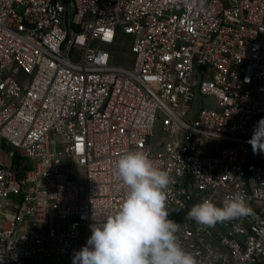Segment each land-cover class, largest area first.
Masks as SVG:
<instances>
[{
	"label": "built area",
	"instance_id": "built-area-1",
	"mask_svg": "<svg viewBox=\"0 0 264 264\" xmlns=\"http://www.w3.org/2000/svg\"><path fill=\"white\" fill-rule=\"evenodd\" d=\"M261 118L264 0H0V264H72L119 209L113 165L135 150L169 173L168 218L199 264H264ZM235 193L250 215L186 219Z\"/></svg>",
	"mask_w": 264,
	"mask_h": 264
},
{
	"label": "clouds",
	"instance_id": "clouds-1",
	"mask_svg": "<svg viewBox=\"0 0 264 264\" xmlns=\"http://www.w3.org/2000/svg\"><path fill=\"white\" fill-rule=\"evenodd\" d=\"M247 142L254 154L264 153V118ZM113 173L123 186V201L114 214L99 221L93 218L91 236L75 253L72 264H199L181 246L176 235L179 225L168 218L169 173L141 150L123 153L114 162ZM251 213L245 196L235 193L222 207L208 199L193 205L186 219L213 227Z\"/></svg>",
	"mask_w": 264,
	"mask_h": 264
},
{
	"label": "rangeland",
	"instance_id": "rangeland-1",
	"mask_svg": "<svg viewBox=\"0 0 264 264\" xmlns=\"http://www.w3.org/2000/svg\"><path fill=\"white\" fill-rule=\"evenodd\" d=\"M73 8H71V12H70V15L72 16L73 15ZM124 51L123 49L119 50L118 51V55L120 56L119 58V62H126V59H124ZM126 58L128 56L129 58V55H127L126 53ZM212 101V99H210L209 97H206V96H199L197 98V104H202L203 102H210ZM165 138V134L161 128V124L159 122L156 123V126L154 128V137L151 139V143L153 144V146L156 145V143H160L163 139ZM222 146V144H220L219 142L217 141H209L206 145V150H207V153H211L213 152L215 149L217 148H220ZM0 149L6 153L7 151H9V148L7 146V144L5 142H1V146H0ZM7 160V157L5 155H1L0 154V161H6ZM21 160V165L19 167V170L21 172H24L30 168L33 167V163L31 160L27 159V158H22L20 159ZM16 169H18V167L16 166L15 167Z\"/></svg>",
	"mask_w": 264,
	"mask_h": 264
},
{
	"label": "trees",
	"instance_id": "trees-1",
	"mask_svg": "<svg viewBox=\"0 0 264 264\" xmlns=\"http://www.w3.org/2000/svg\"><path fill=\"white\" fill-rule=\"evenodd\" d=\"M64 1H66L67 3H69V0H64ZM20 159H21V157H19L18 155H17V157L14 159V166L16 167V166H18L19 164H20Z\"/></svg>",
	"mask_w": 264,
	"mask_h": 264
},
{
	"label": "crops",
	"instance_id": "crops-1",
	"mask_svg": "<svg viewBox=\"0 0 264 264\" xmlns=\"http://www.w3.org/2000/svg\"><path fill=\"white\" fill-rule=\"evenodd\" d=\"M260 264H262V263H260Z\"/></svg>",
	"mask_w": 264,
	"mask_h": 264
}]
</instances>
